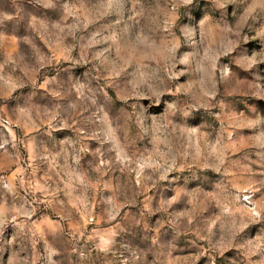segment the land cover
<instances>
[{
	"label": "rangeland",
	"instance_id": "374dc122",
	"mask_svg": "<svg viewBox=\"0 0 264 264\" xmlns=\"http://www.w3.org/2000/svg\"><path fill=\"white\" fill-rule=\"evenodd\" d=\"M0 264H264V0H0Z\"/></svg>",
	"mask_w": 264,
	"mask_h": 264
}]
</instances>
